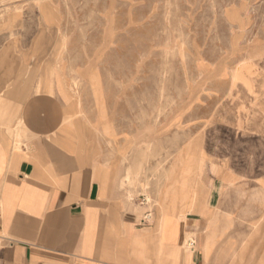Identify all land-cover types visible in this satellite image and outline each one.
<instances>
[{
    "label": "rangeland",
    "instance_id": "1",
    "mask_svg": "<svg viewBox=\"0 0 264 264\" xmlns=\"http://www.w3.org/2000/svg\"><path fill=\"white\" fill-rule=\"evenodd\" d=\"M0 29L12 44L57 45L63 76L77 90L89 77L112 122L137 125L139 203L161 209L184 181L181 203L208 207L200 236L234 238V264H264V0H0ZM243 158L249 179L220 176Z\"/></svg>",
    "mask_w": 264,
    "mask_h": 264
},
{
    "label": "crops",
    "instance_id": "2",
    "mask_svg": "<svg viewBox=\"0 0 264 264\" xmlns=\"http://www.w3.org/2000/svg\"><path fill=\"white\" fill-rule=\"evenodd\" d=\"M7 34L0 29V264H234V238L198 233L208 207L181 203L184 181L182 198L161 209L139 203L129 184L139 167L137 125L112 122L111 98L92 93L87 76L77 90L54 60L57 45L12 44ZM33 53L46 55H23ZM249 159L238 176L216 169L225 180L249 179Z\"/></svg>",
    "mask_w": 264,
    "mask_h": 264
},
{
    "label": "built area",
    "instance_id": "3",
    "mask_svg": "<svg viewBox=\"0 0 264 264\" xmlns=\"http://www.w3.org/2000/svg\"><path fill=\"white\" fill-rule=\"evenodd\" d=\"M2 206L0 205V218H1V216H2ZM147 216L148 217H150L151 216V213L149 212L148 214H147ZM4 240H5V237L3 236V235H0V246L3 244V242H4Z\"/></svg>",
    "mask_w": 264,
    "mask_h": 264
}]
</instances>
